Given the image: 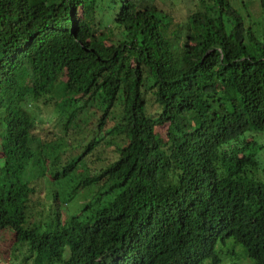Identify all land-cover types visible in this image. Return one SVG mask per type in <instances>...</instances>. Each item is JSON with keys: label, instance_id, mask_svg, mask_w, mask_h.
<instances>
[{"label": "trees", "instance_id": "trees-1", "mask_svg": "<svg viewBox=\"0 0 264 264\" xmlns=\"http://www.w3.org/2000/svg\"><path fill=\"white\" fill-rule=\"evenodd\" d=\"M258 3L259 33L230 0H0L1 263L264 264ZM54 95L82 137L52 169L28 108Z\"/></svg>", "mask_w": 264, "mask_h": 264}, {"label": "rangeland", "instance_id": "rangeland-1", "mask_svg": "<svg viewBox=\"0 0 264 264\" xmlns=\"http://www.w3.org/2000/svg\"><path fill=\"white\" fill-rule=\"evenodd\" d=\"M163 5L168 8L171 11L172 16L175 18L177 22H184L186 17L190 14L198 11L200 9L199 5L197 4V0H160ZM231 4L235 8H239L240 11L243 14V17L245 20L253 25L254 30H256L257 33L260 32V27H258L257 23L260 20L261 12L258 0H230ZM241 2V4H239ZM244 5V8L240 5ZM47 97L41 98L39 100H36L33 102V105L28 108L31 115L35 118L37 121V128L35 131V136H38L39 133L41 136L44 134V131H49L50 134L48 135V138L52 140L51 144L54 147V153L53 155H56V158L53 159L51 162L54 164L52 166V163L50 167L54 169L56 166L65 163L66 160L70 159L75 154L74 147L77 145V140H80L82 137L81 135H78L76 138L70 137L69 139L61 140L60 136L62 133V127H61V116L58 114L59 108L61 105L54 107L53 103L57 101L56 95L53 97L52 104L44 105V100ZM28 107V106H27ZM0 124V128H1ZM3 127V126H2ZM255 137L256 142L262 146V150L259 154V156L263 159L264 158V133L260 134H253V137ZM38 138V137H36ZM35 138V140H36ZM64 141V142H62ZM33 144L34 147H36V141ZM261 159V160H262ZM0 166H1V158H0ZM40 187L42 192L47 194L48 192L52 194L53 190L56 189L55 186H52L51 182H48L46 178L42 177L40 179ZM41 191L37 192V195L35 197H41L40 195ZM76 201V202H75ZM84 202V199H78L73 200L68 206L69 212H74L76 208H78L82 203ZM8 239V234L0 235V264L5 263V255H2V252L6 250V241ZM228 244V249L234 251L236 254L235 259L233 260V263L235 264H253L251 260H249L246 257L245 251L239 246L235 245L231 240ZM3 261V263H1ZM7 264V263H6ZM222 264H231V261L229 259V255L227 254V257L223 258Z\"/></svg>", "mask_w": 264, "mask_h": 264}]
</instances>
